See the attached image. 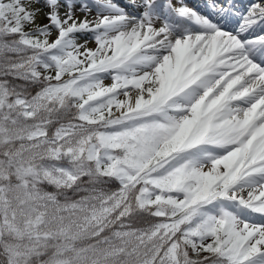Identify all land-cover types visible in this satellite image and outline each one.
<instances>
[{
	"label": "snow or ice",
	"instance_id": "snow-or-ice-1",
	"mask_svg": "<svg viewBox=\"0 0 264 264\" xmlns=\"http://www.w3.org/2000/svg\"><path fill=\"white\" fill-rule=\"evenodd\" d=\"M0 264H264V0H0Z\"/></svg>",
	"mask_w": 264,
	"mask_h": 264
},
{
	"label": "rangeland",
	"instance_id": "rangeland-1",
	"mask_svg": "<svg viewBox=\"0 0 264 264\" xmlns=\"http://www.w3.org/2000/svg\"><path fill=\"white\" fill-rule=\"evenodd\" d=\"M110 81H106V83H109Z\"/></svg>",
	"mask_w": 264,
	"mask_h": 264
}]
</instances>
